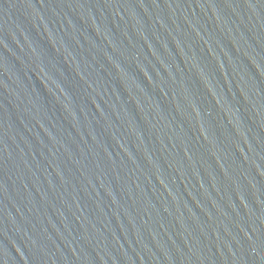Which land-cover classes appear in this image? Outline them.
Masks as SVG:
<instances>
[{
	"label": "water",
	"instance_id": "obj_1",
	"mask_svg": "<svg viewBox=\"0 0 264 264\" xmlns=\"http://www.w3.org/2000/svg\"><path fill=\"white\" fill-rule=\"evenodd\" d=\"M0 264H264V0H0Z\"/></svg>",
	"mask_w": 264,
	"mask_h": 264
}]
</instances>
